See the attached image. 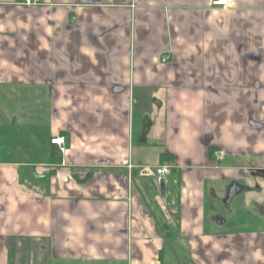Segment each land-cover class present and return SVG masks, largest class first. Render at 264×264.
I'll return each mask as SVG.
<instances>
[{
  "label": "crops",
  "instance_id": "1",
  "mask_svg": "<svg viewBox=\"0 0 264 264\" xmlns=\"http://www.w3.org/2000/svg\"><path fill=\"white\" fill-rule=\"evenodd\" d=\"M0 264H264V0H0Z\"/></svg>",
  "mask_w": 264,
  "mask_h": 264
},
{
  "label": "built area",
  "instance_id": "2",
  "mask_svg": "<svg viewBox=\"0 0 264 264\" xmlns=\"http://www.w3.org/2000/svg\"><path fill=\"white\" fill-rule=\"evenodd\" d=\"M16 1L19 3H23V4H32V3H36L39 0H16ZM211 4L215 6L227 7L228 0H211ZM50 141L53 144H57L60 147L61 151H64L63 137L56 136L52 138ZM215 158H219V155L215 154ZM128 167L131 169L133 165L130 164ZM139 172L143 176L151 177L152 179H155L156 181L160 182L170 172V165L169 164H159L153 167L141 166Z\"/></svg>",
  "mask_w": 264,
  "mask_h": 264
},
{
  "label": "rangeland",
  "instance_id": "3",
  "mask_svg": "<svg viewBox=\"0 0 264 264\" xmlns=\"http://www.w3.org/2000/svg\"><path fill=\"white\" fill-rule=\"evenodd\" d=\"M174 186H175V185H174ZM174 186H173V187H174ZM262 200H263V199H262ZM246 213H247V212H246ZM243 214H244V212H243V211H241V212H240V215H238V214H237V215L235 216V218H237V219H238V217H239V216H240V217H242V216H243ZM229 217H230V216H229ZM243 217H245V216H243ZM166 254H167V253H166ZM166 254H165V256H166ZM166 257H167V256H166Z\"/></svg>",
  "mask_w": 264,
  "mask_h": 264
},
{
  "label": "trees",
  "instance_id": "4",
  "mask_svg": "<svg viewBox=\"0 0 264 264\" xmlns=\"http://www.w3.org/2000/svg\"><path fill=\"white\" fill-rule=\"evenodd\" d=\"M209 153H210V151H209ZM161 156H162L163 160H166V159L170 158V156L168 154H162Z\"/></svg>",
  "mask_w": 264,
  "mask_h": 264
}]
</instances>
